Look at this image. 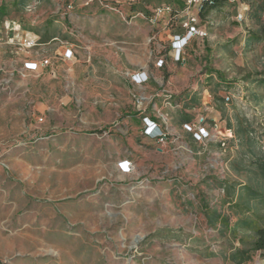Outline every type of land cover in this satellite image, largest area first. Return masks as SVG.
Instances as JSON below:
<instances>
[{
	"label": "rangeland",
	"instance_id": "1",
	"mask_svg": "<svg viewBox=\"0 0 264 264\" xmlns=\"http://www.w3.org/2000/svg\"><path fill=\"white\" fill-rule=\"evenodd\" d=\"M69 1L0 0V259L264 264V0Z\"/></svg>",
	"mask_w": 264,
	"mask_h": 264
},
{
	"label": "built area",
	"instance_id": "2",
	"mask_svg": "<svg viewBox=\"0 0 264 264\" xmlns=\"http://www.w3.org/2000/svg\"><path fill=\"white\" fill-rule=\"evenodd\" d=\"M81 1L82 5H89L91 2H94L95 0H70L67 4V9H73L78 2ZM102 3V0H99ZM205 0H185V9L184 11L187 12L188 16V23L189 26L188 35H177L173 39V49H175L176 52V60L180 61L181 59L185 60V47L192 42V38L196 37L197 35L206 36V32L200 31V29L197 28L198 23V16L196 13L192 12L191 10L194 7H199L201 9L202 4ZM234 1V0H232ZM212 3V2H211ZM181 10H177V8L171 6L170 4H164L156 7L152 12L147 13L144 15V17L152 23L159 22L164 16L168 15L170 16V21L173 18H176L179 16ZM37 36L36 35H25L23 37V44L27 47H33L36 45L37 42ZM143 78H146L144 74L135 75L136 80H142ZM148 121V128H147V134H149L151 137H158L161 141H164V139L167 138V132L163 129H161L153 120H150L148 117L146 118ZM201 130L204 131V133L207 131L204 128H201ZM203 133V132H202ZM197 137L199 138L201 136L200 132H197ZM128 163L123 162V166H126ZM264 261V256L260 257Z\"/></svg>",
	"mask_w": 264,
	"mask_h": 264
},
{
	"label": "trees",
	"instance_id": "3",
	"mask_svg": "<svg viewBox=\"0 0 264 264\" xmlns=\"http://www.w3.org/2000/svg\"><path fill=\"white\" fill-rule=\"evenodd\" d=\"M225 1L227 0H205L202 4L201 10L205 9L206 7L217 6L218 4ZM256 233L257 236L254 242V248L256 250H259V256L263 257L264 256V226L258 227ZM0 264H10V263L8 261L0 259Z\"/></svg>",
	"mask_w": 264,
	"mask_h": 264
}]
</instances>
